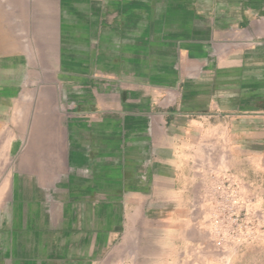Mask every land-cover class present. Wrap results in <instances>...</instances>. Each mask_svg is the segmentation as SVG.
I'll return each mask as SVG.
<instances>
[{"label":"crops","instance_id":"crops-1","mask_svg":"<svg viewBox=\"0 0 264 264\" xmlns=\"http://www.w3.org/2000/svg\"><path fill=\"white\" fill-rule=\"evenodd\" d=\"M5 5L25 23L26 83L42 91L0 208V264H96L190 119L258 102L264 0Z\"/></svg>","mask_w":264,"mask_h":264},{"label":"rangeland","instance_id":"rangeland-1","mask_svg":"<svg viewBox=\"0 0 264 264\" xmlns=\"http://www.w3.org/2000/svg\"><path fill=\"white\" fill-rule=\"evenodd\" d=\"M5 3L0 0V208L20 171L42 91L24 78L25 23ZM256 90L258 102L242 103L237 117L225 107L221 116L210 110L202 120L190 119L174 164L152 167L157 181L146 182L145 196L96 264H264V86Z\"/></svg>","mask_w":264,"mask_h":264}]
</instances>
